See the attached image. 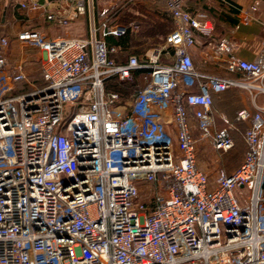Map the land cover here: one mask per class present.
<instances>
[{"label": "built area", "instance_id": "built-area-1", "mask_svg": "<svg viewBox=\"0 0 264 264\" xmlns=\"http://www.w3.org/2000/svg\"><path fill=\"white\" fill-rule=\"evenodd\" d=\"M88 1L60 0L46 19L66 25ZM152 1L173 27L141 58L108 44L138 26L107 10L92 13L85 37L21 32L22 46L42 52L41 83L0 92V264H264V48L246 60L230 38L210 40L233 76L201 73L191 48L212 21L188 0ZM7 45L0 36V69ZM136 71L138 83L121 87ZM11 79L26 80L21 65ZM228 88L248 91L255 110L236 112L242 161L211 179L193 128L214 150L233 148V124L217 128L212 110Z\"/></svg>", "mask_w": 264, "mask_h": 264}, {"label": "crops", "instance_id": "crops-1", "mask_svg": "<svg viewBox=\"0 0 264 264\" xmlns=\"http://www.w3.org/2000/svg\"><path fill=\"white\" fill-rule=\"evenodd\" d=\"M23 1L32 0H0V36H6L9 39V46L5 48L6 65L0 69V92L5 90H8L7 93L22 92L30 84H38L40 82V79L35 81V83L29 80V68L26 67V64L29 65L33 60L23 53L25 48L31 46H22L19 42V36L23 30L28 28L38 29L48 37H85L89 34L91 15L92 13L96 14L94 5L95 3L97 4L95 2L97 0H91L88 1L86 6V13L70 20L66 25H61L55 21L46 19V13L66 7L60 0H37L40 2L49 1L46 10L37 11L22 8L20 3ZM137 1H144L149 4L150 9L156 13V17L159 20L163 19L162 16H168L171 19L170 13L163 2L152 0ZM253 3H257V9L255 11H252L250 8ZM185 8L193 14H205L212 21L214 27L209 37H204L196 33L197 42L191 48V53L195 60L194 67L197 71L205 74H213V67L211 66L215 65L217 66L215 75L233 76L232 73L225 69L221 58H216L211 55L208 44L210 40H216L219 37L230 38L235 43L234 52L236 55L246 60H252L264 48V0H188ZM64 28H70L71 30L69 31ZM72 33L75 34L72 35ZM16 65H21L22 71L26 75L25 81L12 82L11 73ZM40 71L41 63L39 73ZM39 75L41 78V74ZM254 83L257 84V81ZM244 91L248 98L241 92L237 93V90L234 88H228L213 96L212 110L215 116L216 126L217 128H221L233 124V137L234 131L241 128L243 133L245 128L244 122L236 120V112L243 107L252 111L255 110L251 94L246 90ZM255 103L259 106H264V94H259L256 97ZM226 106H231L232 109L228 111ZM231 170L233 168L227 171Z\"/></svg>", "mask_w": 264, "mask_h": 264}, {"label": "rangeland", "instance_id": "rangeland-1", "mask_svg": "<svg viewBox=\"0 0 264 264\" xmlns=\"http://www.w3.org/2000/svg\"><path fill=\"white\" fill-rule=\"evenodd\" d=\"M95 2H97V4L95 3L94 5L95 12H99L109 10L114 6H117L119 0H97ZM162 18V20H159L156 17V13L150 9L149 4L145 3L144 1L142 2L132 0L128 4H125L124 6H121L116 10V21H119V23L121 24L124 23V25L127 24L126 26H130L132 23L137 24V29L128 30V44L130 51L138 53L140 52L142 54L152 48L158 47L163 44V38L170 30L171 19L168 16H162ZM155 24L162 25V31L157 28V30L153 32L151 30V27H155ZM64 29H67L69 31L71 30L70 28ZM74 34L75 33H72V35ZM8 46L9 39L7 47ZM23 53H25L26 56L33 60L29 65L26 64V67L29 68V70L27 69L29 73V80L35 83V81H38L40 79L39 66L41 63L42 53L38 48L33 46L25 48L23 50ZM193 63L195 65L194 58ZM211 67H213L212 73L215 75V69L217 68V66L212 65ZM236 90L237 93L241 92L244 96H246V98H248L243 89ZM226 107L228 111L232 109L231 106ZM192 126L194 127L193 123ZM233 133V148L228 152H219L214 150L206 140L200 138L197 128H193V134L196 138L198 164L202 168V170L210 176L211 179L214 178L215 173L219 169H234L243 157L244 144L242 138V130L240 128Z\"/></svg>", "mask_w": 264, "mask_h": 264}, {"label": "trees", "instance_id": "trees-1", "mask_svg": "<svg viewBox=\"0 0 264 264\" xmlns=\"http://www.w3.org/2000/svg\"><path fill=\"white\" fill-rule=\"evenodd\" d=\"M130 1H123V0H119V3H118V5L117 6H114L113 8H111V9H109V10H107V13L108 14H112L113 15V18H114V21H116V10L119 8V7H121V6H124L125 4H128ZM188 2V1H187ZM187 2H186V4H187ZM116 22H119V21H116ZM124 24V23H123ZM125 25H127V24H125ZM156 25V24H155ZM162 25H160V24H157L155 27L153 26V27H151L152 29V31L153 32H155L156 30H157V28H159L161 31H162ZM172 27H173V25H172ZM172 27H171V25H170V30L172 29ZM169 30V31H170ZM168 31V32H169ZM128 33V32H127ZM125 34V35H123V36H120V37H115V36H108V37H106V40H107V42H108V44H115V45H118V46H120L122 49H123V51L126 53V54H135L136 56H138L139 58H141L142 56H143V54L142 53H138V52H132V51H130V48H129V44H128V36H129V34ZM220 38V37H219ZM219 38H217V39H219ZM164 41V40H163ZM128 45V46H127ZM124 57H122V59H123ZM138 75H139V71H136L135 73H134V81H132V82H125V83H123L122 85H120L121 87H124V88H131V87H133V86H135L137 83H138ZM39 83H41V78H40V82ZM117 85H119L118 83H117V81H115L114 80V86H117Z\"/></svg>", "mask_w": 264, "mask_h": 264}]
</instances>
